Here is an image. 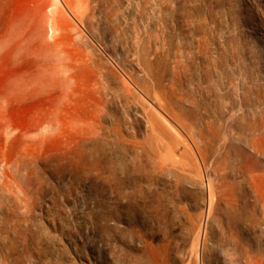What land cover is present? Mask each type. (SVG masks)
Masks as SVG:
<instances>
[{
	"label": "rangeland",
	"instance_id": "374dc122",
	"mask_svg": "<svg viewBox=\"0 0 264 264\" xmlns=\"http://www.w3.org/2000/svg\"><path fill=\"white\" fill-rule=\"evenodd\" d=\"M0 264H264V0H0Z\"/></svg>",
	"mask_w": 264,
	"mask_h": 264
},
{
	"label": "bare ground",
	"instance_id": "6f19581e",
	"mask_svg": "<svg viewBox=\"0 0 264 264\" xmlns=\"http://www.w3.org/2000/svg\"><path fill=\"white\" fill-rule=\"evenodd\" d=\"M54 1V0H53ZM55 1H58V0H55ZM60 1V0H59ZM59 3V2H58ZM52 22V21H51ZM50 27V30H52V27L51 25L49 26ZM188 144V143H187ZM120 174V173H119ZM123 176H124V180H131L132 176H134L133 174H128L126 175L125 173H123ZM122 180V179H121ZM120 186V185H119ZM149 192V191H148ZM127 195L129 196V200L133 201V202H137L138 198H137V194L135 193L134 190H131L129 192H127ZM156 200V199H155ZM130 201V202H131ZM159 201V200H158ZM158 206H162L163 208H165V204L164 202H162L161 200L159 201V203H155L152 205V207L150 208L149 212H150V217H152V219H156L157 217V213L159 212V208Z\"/></svg>",
	"mask_w": 264,
	"mask_h": 264
}]
</instances>
